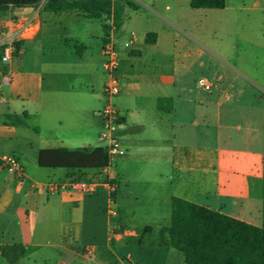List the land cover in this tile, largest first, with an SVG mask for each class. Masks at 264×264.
<instances>
[{"label": "crops", "instance_id": "1", "mask_svg": "<svg viewBox=\"0 0 264 264\" xmlns=\"http://www.w3.org/2000/svg\"><path fill=\"white\" fill-rule=\"evenodd\" d=\"M127 1L136 15L140 4L159 14L154 2ZM37 11L35 38L21 42L19 55L0 69V157L14 156L24 170L19 178L0 167V241L22 246L18 264H126L124 257L127 264H156L169 257L185 264L177 250L152 247L141 237L170 226L174 199L264 229V136H257L264 129V113L260 122L255 115H245L244 134L230 133L236 114L222 110L221 96L213 95L212 89L205 91L210 93L206 98L193 80H176L179 44L173 37L174 58L167 60L170 31L164 23L144 31L141 39L134 31H124L123 23L112 34L121 58L122 88L115 106L123 115L126 144L125 156L112 170L119 183L115 226L121 234L109 240L103 222L93 220L98 210L91 200L102 193L80 196L43 189L48 183L102 174V169L41 168L38 154L48 149L105 148L99 112L108 102L103 96L106 25L98 20L99 30L77 35L71 26L82 19L93 25L95 19L78 11L55 14L39 7H11L0 14L8 16L0 31L11 18H28ZM131 35L135 41L126 48ZM145 57L147 72L141 64ZM68 75L79 77L76 87H60L64 80L58 77ZM227 92L235 100V80L223 90ZM24 114L25 124L12 119ZM30 121L35 125L29 126ZM22 128L27 131L24 136ZM20 137L36 149L35 174L24 167V154L6 153ZM0 264H8L1 253Z\"/></svg>", "mask_w": 264, "mask_h": 264}, {"label": "rangeland", "instance_id": "2", "mask_svg": "<svg viewBox=\"0 0 264 264\" xmlns=\"http://www.w3.org/2000/svg\"><path fill=\"white\" fill-rule=\"evenodd\" d=\"M43 1L45 5L46 0H42L41 3ZM143 1L149 5L154 2L155 9L160 15L152 13L142 4H140L142 6L141 11L137 12L136 15L133 9L125 5L126 2L128 4L130 2L121 0L125 5L122 21L124 31H134L138 39H141L144 31L159 29V25L164 23L170 31L169 43L166 48L167 60L172 62L174 58L173 37H176L179 44V47L176 48V80H193L195 84H198L199 80H206L211 84L213 89L211 93L221 96L222 110L235 111L236 116L233 119V125L229 129L232 134L240 132V135H242L246 132L245 115L247 114L255 115L258 122H260L264 113V0H227L226 7L223 10H195L191 8L190 0ZM143 14H146V16L144 17ZM110 15L111 13L106 14L102 18L104 25L107 24ZM7 18L8 16L5 15L0 17V27ZM164 19H169L171 23L186 31L185 34ZM71 27L77 35L91 34L100 29V22L94 20V24L90 25L82 19L80 24ZM149 40H151V37H149ZM20 48L21 45L18 46L16 56L19 55ZM184 54H189V56L184 57ZM142 62H144L141 63L144 66L142 69L147 72L150 67L149 57H145ZM98 72V76L102 77L101 67ZM58 80H64L60 82V87L67 88L76 87V80L80 79L77 76L68 75L60 76ZM231 80H235V100L229 99L228 95L231 92L223 93V90L225 91L228 88ZM194 86L193 84L192 87L194 88ZM200 93L210 99L209 92L201 90ZM103 96L107 100V97ZM116 101L117 98L112 99L113 104ZM25 122L26 120L23 123L25 124ZM28 124L29 126L35 125L34 121H30ZM20 132L21 134L27 133L24 128L20 129ZM257 136L263 137L264 129H261ZM15 144L14 148L6 150L7 155H11L13 151L20 155L24 154L27 157V160L22 162L24 167L35 174L36 172L33 170L36 159L35 147H29L23 137H20ZM91 201L98 210V214L93 220L99 223L103 222L104 236L109 238L110 223H116L119 219L118 217L115 220L109 219L104 194L93 197ZM165 230L161 228L154 234L143 233L141 237L152 247H170L167 245L168 238L164 235ZM120 234L121 229H117L112 240H115ZM0 246L17 247L19 244L0 241ZM87 252L91 254V251ZM175 252L183 256L179 250ZM123 259L127 264L128 257ZM156 264L175 263L169 257Z\"/></svg>", "mask_w": 264, "mask_h": 264}, {"label": "trees", "instance_id": "3", "mask_svg": "<svg viewBox=\"0 0 264 264\" xmlns=\"http://www.w3.org/2000/svg\"><path fill=\"white\" fill-rule=\"evenodd\" d=\"M41 1L0 0V14L11 7H36ZM226 3L227 0H190L192 9L223 10ZM128 5L133 6L131 3ZM44 10L55 14L78 11L95 20H101L106 14L112 13L116 30H119L125 5L121 0L114 4L106 0H46ZM110 30L104 26V40L110 37ZM12 119L23 123L27 115L14 116ZM107 164V153L102 147L92 151L48 149L38 154V165L41 168L98 170ZM164 229V235L168 238L167 245L179 250L186 264H264V229L187 201L173 200L171 224ZM0 253L8 264H18L23 256V248L21 245L0 246Z\"/></svg>", "mask_w": 264, "mask_h": 264}, {"label": "built area", "instance_id": "4", "mask_svg": "<svg viewBox=\"0 0 264 264\" xmlns=\"http://www.w3.org/2000/svg\"><path fill=\"white\" fill-rule=\"evenodd\" d=\"M111 3L119 2L120 0H106ZM43 8V3L36 7ZM38 11L28 18H11L7 21L0 31V69L11 63L18 51V45L27 40H32L37 34L36 16ZM110 30V37L107 38L102 46V54L104 58L103 71L106 77L104 85V95L108 102L105 107L99 112L100 119L103 125V140L106 143L105 150L108 157V164L102 169L100 177L89 180H72L64 184L48 183L42 188L51 194L59 191H68L80 196H94L104 194L106 197V210L110 220H115L118 217L116 193L118 191L119 183L112 174V170L116 161L125 156L126 144L121 135L123 129V115L113 104L112 99L116 98L121 92V81L119 77L120 68V51L119 46L112 37L115 33L116 27L114 24V17L111 13L106 24ZM135 41V36L131 35L130 40L124 45L129 48ZM198 85L204 91H211L212 86L206 80H199ZM0 167L7 172L22 178L24 176L23 166L20 161L14 156L0 157ZM117 230L115 223H110L109 240H112Z\"/></svg>", "mask_w": 264, "mask_h": 264}]
</instances>
